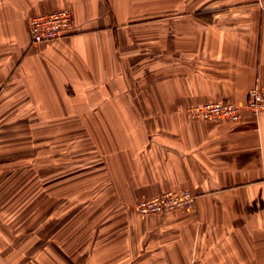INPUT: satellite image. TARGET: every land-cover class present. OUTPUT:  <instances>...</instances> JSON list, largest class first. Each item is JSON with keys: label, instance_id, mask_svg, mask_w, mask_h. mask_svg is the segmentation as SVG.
<instances>
[{"label": "crops", "instance_id": "obj_1", "mask_svg": "<svg viewBox=\"0 0 264 264\" xmlns=\"http://www.w3.org/2000/svg\"><path fill=\"white\" fill-rule=\"evenodd\" d=\"M63 7L70 30L31 43L29 18ZM254 87L264 90V0H0L3 207L17 168L31 178V139L17 131H78L88 161L71 172L86 170L80 189L95 193L54 228L43 223L39 245L24 236L22 264H264V112L184 113L243 105ZM183 189L191 209L135 210ZM1 229L3 219L0 256L15 259L16 235Z\"/></svg>", "mask_w": 264, "mask_h": 264}, {"label": "rangeland", "instance_id": "obj_2", "mask_svg": "<svg viewBox=\"0 0 264 264\" xmlns=\"http://www.w3.org/2000/svg\"><path fill=\"white\" fill-rule=\"evenodd\" d=\"M55 132L50 129L17 131V140L25 138L27 144L31 139V178H27V173L24 176L23 167H18L14 200L10 202V206L5 207L3 199L0 200V219H3L7 228L1 231L6 234L7 230L10 234L14 231L17 239L15 259L7 255L5 248L6 256H0V264H18L19 260L22 264L24 236L26 241L31 237L32 243L39 245L40 226L43 223H47L44 229L54 228L58 217L79 213L81 206L86 205L89 200H95V193L85 189L81 191L84 187L80 189L82 185H88L86 170L78 172L79 177L71 172L79 164L87 165V146L82 144V139H78V131L60 129L57 130V135ZM23 133L24 136H21ZM74 141L76 144H73ZM23 148L17 144V155L24 153ZM56 167L59 168L58 172L55 171ZM41 173L43 178L40 177ZM61 208L63 210L58 212Z\"/></svg>", "mask_w": 264, "mask_h": 264}, {"label": "built area", "instance_id": "obj_3", "mask_svg": "<svg viewBox=\"0 0 264 264\" xmlns=\"http://www.w3.org/2000/svg\"><path fill=\"white\" fill-rule=\"evenodd\" d=\"M72 12L69 8H58L54 11L36 14L29 18L28 34L31 43L51 42L70 30ZM243 110L257 116L264 112V90L254 87L247 92L243 105L230 100H215L196 103L184 109L185 115L197 121H232L242 117ZM195 195L189 190L164 191L151 197L137 200L135 210L141 215L159 214L166 211L191 209Z\"/></svg>", "mask_w": 264, "mask_h": 264}]
</instances>
